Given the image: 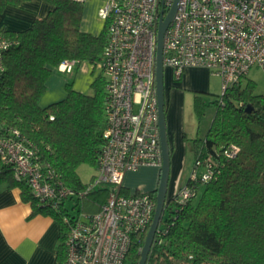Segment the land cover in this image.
<instances>
[{
	"label": "trees",
	"instance_id": "16d2710c",
	"mask_svg": "<svg viewBox=\"0 0 264 264\" xmlns=\"http://www.w3.org/2000/svg\"><path fill=\"white\" fill-rule=\"evenodd\" d=\"M24 1L0 0V11ZM45 1L52 8L28 28H0V36L15 40L4 52L0 125L18 128L38 147L39 158L52 162L65 183L81 193L88 182L81 179L78 168L97 167L103 147L104 71L94 77L91 92L66 82L63 98L47 105H41L40 98L63 60L88 61L93 69L100 65L110 21L92 33L82 28L84 0ZM256 86L246 75L213 101L195 96L200 118L210 104H215V112L205 133L192 140L194 159L212 154L218 160L217 174L206 182L188 178L195 195L183 203L173 198L166 205L147 264H264V92H257ZM234 148H238L235 156H227L225 150ZM4 182L21 188L33 213L51 214L60 221L56 264L65 263L73 216L98 211L108 194L104 186L62 200L57 208L46 207L38 203L25 179L16 178L11 165L0 162V183ZM150 192L156 198V189ZM146 232L134 233L128 264L139 263Z\"/></svg>",
	"mask_w": 264,
	"mask_h": 264
},
{
	"label": "built area",
	"instance_id": "2783aa9c",
	"mask_svg": "<svg viewBox=\"0 0 264 264\" xmlns=\"http://www.w3.org/2000/svg\"><path fill=\"white\" fill-rule=\"evenodd\" d=\"M173 2L105 0L99 7V16L110 21L100 62L106 75V120L97 172L81 193L65 183L52 162L39 158L38 147L18 128L0 125V162L11 165L16 178L26 180L39 204L57 208L62 200L104 186L108 189L98 211L73 216L64 264H128L134 233L147 230L152 222L156 198L147 190L124 192V178L142 165L161 167L163 162L157 38L160 17ZM14 43L0 36V77L4 52ZM163 53L165 67H172L177 76L190 66L210 68L222 80V95L253 66L264 71V0H178L164 33ZM78 63L65 59L58 69L72 73ZM237 151L226 149L225 153L233 157ZM217 170L218 160L212 154L198 156L189 179L206 182ZM194 195L195 190L184 183L173 198L183 203Z\"/></svg>",
	"mask_w": 264,
	"mask_h": 264
},
{
	"label": "crops",
	"instance_id": "0c3cea01",
	"mask_svg": "<svg viewBox=\"0 0 264 264\" xmlns=\"http://www.w3.org/2000/svg\"><path fill=\"white\" fill-rule=\"evenodd\" d=\"M104 1L101 2V5ZM101 5L96 0L85 1L82 20V28L84 30H91L95 33L100 31V27L96 24L94 27L97 30H92L91 26L93 24L85 19L93 16ZM51 8L52 4L45 0H26L18 6L8 5L3 11H0V28L23 30L31 26L35 18L46 15ZM85 62L87 63L86 66L83 64ZM169 68L174 71L172 67ZM89 69H93L91 63L79 61L71 73L76 89L90 92L91 82L94 77L90 79L83 77L85 71ZM56 71L62 72L60 70ZM210 73V70L204 66H190L185 68L179 76L185 77L184 83L187 86L206 90L211 86V82L206 77ZM87 80L90 81L89 84ZM254 80L257 84L256 91L263 93L264 79L261 82L258 79ZM164 82L167 128L172 151V161L174 163L173 179L175 180L179 176L184 156L186 155L188 146H190L188 142L200 135V125L197 130L192 132L184 129L181 107L183 102L182 92L175 86V82L170 76L167 79L164 78ZM258 87L260 88L259 90L257 89ZM47 89L46 96L44 95L45 98H43L44 101H40L42 105H47L66 95L64 80L60 79L57 75L47 81ZM206 129L207 127L204 128V133ZM191 148L194 153L193 144H191ZM149 169L154 174L143 187L137 183L133 187L129 185L131 184L129 181L131 182L136 176L142 175ZM159 172L160 167L152 165H142L136 170L126 172L124 178L125 190L127 192H135L139 189L154 190L158 184ZM188 178L189 176L186 177L184 183H186ZM173 186H175L174 181H172ZM33 209V204L22 198L19 186H10L5 182L0 183V264H56L61 233L60 221L51 214L42 212L33 213Z\"/></svg>",
	"mask_w": 264,
	"mask_h": 264
},
{
	"label": "rangeland",
	"instance_id": "374dc122",
	"mask_svg": "<svg viewBox=\"0 0 264 264\" xmlns=\"http://www.w3.org/2000/svg\"><path fill=\"white\" fill-rule=\"evenodd\" d=\"M96 1L99 5H101V2L104 0H96ZM97 12L93 16L88 17V19L85 16L86 18L85 20H88L89 23L91 22L93 24L91 26V28H93L92 30L94 31L97 30L94 27V25L96 24L97 26L100 27V31H101L105 20H103L100 16H98ZM90 32L95 33L91 30ZM83 64L84 66L87 65L86 62ZM99 66H97L95 69L86 70L83 77L90 79L98 75L100 72V68H101ZM208 69L210 70L211 73L208 74L209 76H206V77L211 82V86L209 89L203 90V89L191 88L187 86L184 83V80H185L184 76H177L175 71H173L169 67L165 68V79H167L168 76H170V78H173V81L175 82L174 83L175 86L179 88V90L182 92L183 102H182L181 107H182L184 129L187 130L188 132H192L194 130H197L198 126L200 125V135L204 134V128L208 127L210 123V120L215 112V104H210L206 106L205 111H204V116L200 118L195 110V105H194L195 96L200 95L206 101L210 102V101H213L214 99L219 98V96L221 95V91H222V88H221L222 80L220 76L214 74L210 68ZM55 75L60 77V79L64 80V87L66 85V82H71L75 88V84L73 82V77L71 73H67V72L64 73V72L53 70L48 80H50V78H54ZM248 76L254 79H258V81L261 82V80L264 79V72L257 67H253L249 71ZM87 82L89 84L90 81L87 80ZM257 89L259 90L260 88L258 87ZM47 91L48 89L44 92V94L40 98V101H44L43 98H45L44 95L46 94ZM89 91L91 92L92 89H90ZM192 139L191 141L188 142V145L190 146H188L186 155L184 156L185 158H184V161L182 162L179 176L175 180L173 179L174 163L171 159V174H170V180H169L168 197L173 196L176 193V191L184 184L186 177H188L192 172V169L194 166V153L191 148ZM78 172L83 181L89 182L91 178L93 177V175L97 172V169H96V166H93L90 164H82L78 168ZM153 174L154 172L152 173V170L149 169L147 172L142 174L144 176L139 175V176H136L131 182L129 181V183H131L129 185L133 187L137 183L138 185H141L143 187V185L147 183V180L149 181V179H151V176ZM172 181L175 182V186L173 187H172ZM173 191L174 193L172 194ZM127 263H129V260L127 261Z\"/></svg>",
	"mask_w": 264,
	"mask_h": 264
},
{
	"label": "water",
	"instance_id": "95a60500",
	"mask_svg": "<svg viewBox=\"0 0 264 264\" xmlns=\"http://www.w3.org/2000/svg\"><path fill=\"white\" fill-rule=\"evenodd\" d=\"M178 0H174L170 11L165 15H161L158 26L157 38V56H156V89L158 98V115L160 128V143L162 148L163 162L160 167L158 184L156 186V208L152 222L147 229L145 241L140 251V259L138 264H147V260L157 233L159 224L162 220L165 207L173 198L168 197L169 180L171 174V147L169 142L167 119H166V93H165V65L163 53L164 33L168 27L176 9ZM154 189V190H155Z\"/></svg>",
	"mask_w": 264,
	"mask_h": 264
}]
</instances>
